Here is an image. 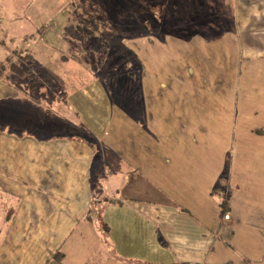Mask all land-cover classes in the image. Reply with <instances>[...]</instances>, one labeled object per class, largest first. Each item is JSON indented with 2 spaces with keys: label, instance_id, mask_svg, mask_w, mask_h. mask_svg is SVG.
I'll list each match as a JSON object with an SVG mask.
<instances>
[{
  "label": "crops",
  "instance_id": "crops-1",
  "mask_svg": "<svg viewBox=\"0 0 264 264\" xmlns=\"http://www.w3.org/2000/svg\"><path fill=\"white\" fill-rule=\"evenodd\" d=\"M25 3L0 0V264H264V0L236 1L220 84L154 43L117 96L19 80Z\"/></svg>",
  "mask_w": 264,
  "mask_h": 264
},
{
  "label": "rangeland",
  "instance_id": "rangeland-1",
  "mask_svg": "<svg viewBox=\"0 0 264 264\" xmlns=\"http://www.w3.org/2000/svg\"><path fill=\"white\" fill-rule=\"evenodd\" d=\"M236 1L31 0L21 11L17 37L22 38L19 40L20 49L29 51L33 58L26 60L28 56L22 55V66L16 67L22 76L19 80L32 88L46 83L56 92L63 86L65 88L66 82L72 85L81 83L69 80L73 72V77L79 80L94 76L95 81L108 90V95L117 96V89L124 88L127 78L132 85L140 77L143 46L149 48L156 43L173 49V44L169 46L172 42L181 45L178 52L189 50V46L198 52L197 68H207L203 75L198 74L199 80L220 84L217 80L210 81V77L215 72L217 59H220L221 38L237 36ZM151 20L157 23L156 26L151 25ZM162 22L165 25L160 24ZM231 41V44L227 43L232 53L237 45L235 40ZM11 57L16 63L20 54L17 57L13 53ZM185 60L183 68L186 69L190 65L188 59ZM6 66L11 68L12 63ZM43 68L55 76L51 77ZM75 97L81 98L80 94ZM49 101L45 104L49 111H52L53 104L56 107L54 112L68 113L54 99ZM96 221L100 227L104 226L101 218L97 217Z\"/></svg>",
  "mask_w": 264,
  "mask_h": 264
},
{
  "label": "trees",
  "instance_id": "trees-1",
  "mask_svg": "<svg viewBox=\"0 0 264 264\" xmlns=\"http://www.w3.org/2000/svg\"><path fill=\"white\" fill-rule=\"evenodd\" d=\"M152 17V14H150V18ZM152 19V18H151ZM153 20H154V17H153ZM151 25L154 27V26H156V24L157 23H153L152 22V20H151ZM160 24H162V25H165V22H162V23H160ZM158 25H159V23H158ZM139 30V29H138ZM138 30H136V31H138ZM165 33H169V34H173L172 33V31L171 32H165ZM141 34V33H140ZM221 195V214H222V216H225L227 213H228V209H229V207H228V195H226V194H220ZM58 256L59 255H57V258H58Z\"/></svg>",
  "mask_w": 264,
  "mask_h": 264
}]
</instances>
